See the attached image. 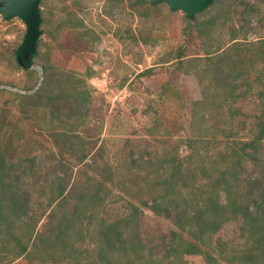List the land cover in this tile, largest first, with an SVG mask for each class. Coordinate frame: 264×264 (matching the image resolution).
<instances>
[{"label":"rangeland","instance_id":"rangeland-1","mask_svg":"<svg viewBox=\"0 0 264 264\" xmlns=\"http://www.w3.org/2000/svg\"><path fill=\"white\" fill-rule=\"evenodd\" d=\"M40 13L30 70L0 20V264H264V0Z\"/></svg>","mask_w":264,"mask_h":264},{"label":"water","instance_id":"water-1","mask_svg":"<svg viewBox=\"0 0 264 264\" xmlns=\"http://www.w3.org/2000/svg\"><path fill=\"white\" fill-rule=\"evenodd\" d=\"M42 0H0V13L5 20L10 21L19 17L26 25V33L15 56L19 66L30 70L34 67L32 56L37 52L38 41L41 37L42 17L40 4ZM167 2L172 10H182L188 19L208 8L213 0H151L152 4Z\"/></svg>","mask_w":264,"mask_h":264},{"label":"trees","instance_id":"trees-1","mask_svg":"<svg viewBox=\"0 0 264 264\" xmlns=\"http://www.w3.org/2000/svg\"><path fill=\"white\" fill-rule=\"evenodd\" d=\"M37 48H38V45H37ZM36 55H37V52H36L35 55L32 56V60H34ZM263 138H264V122H262L260 132H259V134L256 137H254L253 139H251V140H249L247 142L242 143V151L245 152L246 154H250V153H248L247 149H251L254 153L258 152V149L260 148V145H261L259 142ZM233 174H235V173H233ZM61 189H62V186L60 187L59 194L62 193ZM261 196H263V198H264V192L261 193ZM255 204L258 207H260V206H262L263 203H255ZM152 208H153L154 211H156L158 213L161 212L160 207L158 206V204L152 205ZM238 208L239 209L241 208L244 211V214H246V216L248 217V222H247L248 223L247 225L249 227L248 234L251 235V237L255 236L258 233H264V225H260L259 224L260 218L257 215H252V213L246 211V209H244V208H242L240 206H238ZM203 233L204 232L202 231V232H200L199 236L195 235L196 236L195 238L200 240L201 244H205V241L203 240ZM200 250H201V248H200L199 245H197L195 243H189L187 245V248L184 250V253L191 255V254L198 253ZM253 256H255V255H253Z\"/></svg>","mask_w":264,"mask_h":264},{"label":"built area","instance_id":"built-area-1","mask_svg":"<svg viewBox=\"0 0 264 264\" xmlns=\"http://www.w3.org/2000/svg\"><path fill=\"white\" fill-rule=\"evenodd\" d=\"M0 20H4V17L2 16L1 13H0Z\"/></svg>","mask_w":264,"mask_h":264}]
</instances>
